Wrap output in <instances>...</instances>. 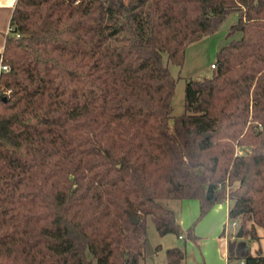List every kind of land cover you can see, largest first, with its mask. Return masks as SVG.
<instances>
[{
    "label": "trees",
    "instance_id": "1",
    "mask_svg": "<svg viewBox=\"0 0 264 264\" xmlns=\"http://www.w3.org/2000/svg\"><path fill=\"white\" fill-rule=\"evenodd\" d=\"M233 13L214 74L187 84L173 117L169 64L183 67L187 48ZM12 27L0 75L11 91L0 98V264H142L149 218L161 237L198 243L196 224L226 202L242 236L257 239L264 0H18ZM184 200L200 203L186 231L164 205ZM166 257L182 264L186 250ZM244 262L264 264V253Z\"/></svg>",
    "mask_w": 264,
    "mask_h": 264
},
{
    "label": "rangeland",
    "instance_id": "2",
    "mask_svg": "<svg viewBox=\"0 0 264 264\" xmlns=\"http://www.w3.org/2000/svg\"><path fill=\"white\" fill-rule=\"evenodd\" d=\"M238 22V15L236 13L231 14L225 22L222 24L220 29L207 36L204 37L199 42L191 44L186 51V60L183 67H178L176 65L169 64L170 71L174 78L177 81L175 97L173 100V117L177 118L182 116L185 113V98H186V89L187 84L191 81H198L205 78H210L214 74V69H212V65L217 62L219 51L227 46L232 39L228 38L229 31L233 25ZM237 36L236 38H238ZM115 44L114 42H111ZM165 62L168 64L167 56L164 57ZM244 150V149H242ZM241 151V153H245V151ZM196 201V200H195ZM193 202V201H191ZM180 204V201H167L164 202V205L171 209H178L176 211L179 220H181L183 216V212L181 208H178L177 205ZM195 206L196 203H190ZM180 206V205H179ZM196 209L198 210V205H196ZM230 206V203H229ZM199 212V210H198ZM198 212L196 215H198ZM195 213V208H194ZM186 216V214H185ZM195 220L192 223L196 222ZM203 220V219H202ZM201 220V221H202ZM199 221L197 225L201 222ZM227 232H226V241L228 245V253L232 257L233 264H240V261H244L246 257L255 256L259 253H264V230L262 228L257 227V239L253 240L247 236L238 237L239 231L241 230L239 227H234V223L239 224V220H228ZM183 231L185 230L183 225L181 224ZM186 228L188 226L186 225ZM147 233H148V242L151 243L153 247L157 245L162 246V251H159L155 255L146 256L145 260L142 264H167L166 250L169 248H181L188 251L189 247L193 249V244L190 240L186 238V235L183 234L184 240H180L177 235H167L165 237H161L157 232L155 224L152 218L148 219L147 222ZM201 247V243H200ZM198 249V247H194ZM223 250V249H222ZM197 252V251H195ZM90 259H93L91 253L88 254ZM191 258H194L193 253L190 254ZM200 257L197 256L196 258ZM93 264H98L97 261L93 260ZM186 264V263H182Z\"/></svg>",
    "mask_w": 264,
    "mask_h": 264
},
{
    "label": "crops",
    "instance_id": "3",
    "mask_svg": "<svg viewBox=\"0 0 264 264\" xmlns=\"http://www.w3.org/2000/svg\"><path fill=\"white\" fill-rule=\"evenodd\" d=\"M17 1L18 0H0V57L3 55L8 37L11 36V34H9V29L12 26V17H13V13H14ZM190 203H196V204L194 206ZM229 203L230 202H226V203H222V204L215 206L210 211V213L198 225L196 224L195 235L198 238V243H195L192 241L191 242L193 246L198 247V249H195L194 247L192 249L189 247L188 251H186V259L183 263H186V264H233L231 260L232 257L228 253V245L225 239L226 232H227V226H228L227 222L229 220V210L231 207V203H230V206H229ZM196 205H198L199 212L196 209L197 207ZM177 207L182 209L183 216L181 220H179V218L178 220H179L180 225L182 224L183 227H185L184 231H186L193 224H195V222L191 224V222L195 220L194 218L195 216H198L196 217L197 218L196 221L198 220L200 216V203L197 200L196 201L195 200H184V201H180V204H178ZM194 208H195V213H194ZM172 210L176 212L178 209L176 210L172 209ZM197 212H198V215H196ZM186 225L188 226V228H186ZM237 227H239V224ZM256 232H257V229H256ZM178 238L180 240H184V236L178 237ZM200 243H201V247H200ZM158 247L161 248L159 251H162V248H163L162 246L157 245L156 247H153L151 245V248L154 251V254L152 255H155L159 252L157 251ZM191 253H193V256H195L194 258H191L190 256ZM199 253H200V257L196 258L197 256H199ZM241 262L242 261H240V263Z\"/></svg>",
    "mask_w": 264,
    "mask_h": 264
},
{
    "label": "built area",
    "instance_id": "4",
    "mask_svg": "<svg viewBox=\"0 0 264 264\" xmlns=\"http://www.w3.org/2000/svg\"><path fill=\"white\" fill-rule=\"evenodd\" d=\"M9 34L14 35L13 34V27L11 26V28L9 29ZM17 38H20L21 36L19 34L16 35ZM216 66L212 65V69H215ZM10 71V67L4 64V58L3 55L0 57V75L3 72H9ZM11 94L10 90H5L3 88V86L0 83V98L4 97L6 98L7 96H9ZM234 227L238 226V223H234L233 224ZM240 264H245L244 261H242Z\"/></svg>",
    "mask_w": 264,
    "mask_h": 264
},
{
    "label": "water",
    "instance_id": "5",
    "mask_svg": "<svg viewBox=\"0 0 264 264\" xmlns=\"http://www.w3.org/2000/svg\"><path fill=\"white\" fill-rule=\"evenodd\" d=\"M6 100H7V98H4V99H3V101H6ZM129 218H130L131 222H132L134 225H138V224H139V220H138L136 217H134L133 215H129ZM238 237H239V238L242 237V230L239 231ZM146 247H147V254H148V255H152V254H154V251H153V249L151 248V245H150V243H149L148 241H147V243H146Z\"/></svg>",
    "mask_w": 264,
    "mask_h": 264
}]
</instances>
